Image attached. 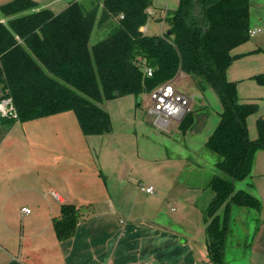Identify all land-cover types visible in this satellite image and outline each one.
Segmentation results:
<instances>
[{
  "label": "trees",
  "instance_id": "trees-1",
  "mask_svg": "<svg viewBox=\"0 0 264 264\" xmlns=\"http://www.w3.org/2000/svg\"><path fill=\"white\" fill-rule=\"evenodd\" d=\"M88 4L72 0L59 11L37 8L35 0L0 4V12L8 17L0 21V90L12 98L18 115L2 122L72 111L83 134H105L112 131V122L98 102L127 94L138 97L179 73L190 77L201 93L211 87L222 108L204 145L217 154L215 166L224 175L210 178L213 196L203 216L210 259L223 264L231 206H261L255 195L236 189L234 183L248 177L254 153L264 149V117L256 118L257 136L250 139L246 119L256 112L257 103L240 101L237 82L226 75L235 57L231 50L250 37V1L178 0L163 17L170 34L142 30L152 0ZM96 20L111 29L90 48ZM255 51L264 53V46ZM148 66L150 76L145 73ZM252 78L264 85V72ZM192 123L189 111L178 126L184 132ZM77 220L76 205L61 203L60 218L53 223L56 237L72 235Z\"/></svg>",
  "mask_w": 264,
  "mask_h": 264
},
{
  "label": "crops",
  "instance_id": "crops-1",
  "mask_svg": "<svg viewBox=\"0 0 264 264\" xmlns=\"http://www.w3.org/2000/svg\"><path fill=\"white\" fill-rule=\"evenodd\" d=\"M57 1H43L42 8ZM70 1L60 0L62 8ZM249 1V29L255 32L231 50L235 57L226 70L227 78L237 85L264 72V53L255 51L264 46V0ZM149 9V18L160 22L158 30L163 34L167 31L163 17L169 8H160L157 16ZM142 30L149 33L148 22ZM181 76L188 77L179 73L175 78ZM202 95L200 91L187 95L192 99L191 111L194 104L195 111L186 131L202 129L209 118L205 109L196 110L197 104L204 106ZM246 100L252 99L240 101ZM150 112L156 113L159 127L168 126V118L152 108ZM261 114L264 117V112ZM45 118H50L52 125L24 124L17 129L20 139L6 144L3 151L0 147V264H214L207 249L203 216L212 190L174 179L166 190L154 180V185L149 184L153 191L142 193L124 175L123 161L112 159V165L106 162L105 167L95 161L91 144L81 140L67 111L40 119ZM171 118L179 125L182 117ZM32 132L38 135H30ZM46 133L54 140H46L51 138ZM33 144L36 150L30 154L26 146ZM64 159L76 168L75 178L58 176L61 184L58 189L51 187L48 196L44 191L46 166ZM86 161H93L92 168L93 163L86 168ZM237 183V188L255 195L261 206H231L223 264H264V149L256 150L250 174ZM61 203L78 208L75 230L65 239L56 237L53 226L60 218ZM23 207L30 211L22 212Z\"/></svg>",
  "mask_w": 264,
  "mask_h": 264
},
{
  "label": "rangeland",
  "instance_id": "rangeland-1",
  "mask_svg": "<svg viewBox=\"0 0 264 264\" xmlns=\"http://www.w3.org/2000/svg\"><path fill=\"white\" fill-rule=\"evenodd\" d=\"M8 1L10 0H0V4ZM38 1L40 4H38L37 8H42L44 6L41 4L47 0ZM78 1L82 2L85 7H90L88 4L90 0ZM61 5L59 0L45 7L59 11L63 7ZM177 5L178 0H152L150 8L154 16H157L160 8L172 9L176 8ZM7 19L8 17H5L0 12V21L6 22ZM147 22L150 34H160L158 29L161 24L159 21L149 18ZM110 29L111 26L99 25L98 20H96L90 34L89 47L91 48L96 42L107 37ZM172 83L187 95H191L192 93L199 94L193 80L189 77H177L172 80ZM202 93L204 106L199 107L197 104L196 110L200 111L205 109L209 118L203 124L202 129L196 131L188 130L185 133L178 128V120L171 117L168 118L169 124L166 128H161L155 123L157 115L156 113L150 112L152 102L148 93L140 94L138 97L127 94L97 103L110 115L112 131L109 133L85 135L79 131L80 129L74 113L67 111V114L75 122L74 124L81 140L91 144L95 161L102 165L104 164V167L106 162L112 165V159L117 158L121 163L123 161L125 163V165L123 164L124 175L128 177L126 178L133 184V187L139 189L140 192H145L144 188L151 183L153 184L154 180L158 181L161 185L163 184L161 188H170L174 179L180 182L186 180L189 183L203 185V188L211 190L208 187V182L212 175H224V173L215 166V162L218 160L217 154L208 150L204 144L208 135L213 130L215 121L219 119L218 113L222 107L218 95L211 87L208 86ZM237 96L239 100L252 99V101L257 103L256 112L249 115L247 121L249 124V138L253 139L257 134L255 120L264 112V85L258 83L253 78L240 80L237 85ZM194 111L195 104L192 112ZM50 120V118H38L22 122L16 121L14 123L8 121L1 122V151L12 140L20 139L19 134H17V129L24 126V124L28 126L41 124L47 127L52 125ZM31 134L34 137L38 135L36 132H32ZM45 136L51 137L46 138V140H54L53 135L50 133H46ZM73 139H76V136ZM26 147L30 154L36 150V145L34 144ZM84 158L87 161H91L89 156H84ZM86 164L87 167H85L88 169L90 164L88 162ZM92 165L94 163L91 164V168ZM27 166L29 170L32 168L30 160H28ZM46 167H49V169L45 175L44 191L48 196H51V187L58 189L57 186L61 184L58 176L65 177L67 180H73L75 178L74 174L77 173V171H74L76 168L67 159L58 160L57 163H51ZM108 171H110V168ZM86 172L88 173L89 171ZM237 182H240V180L234 183L236 189V185L239 184Z\"/></svg>",
  "mask_w": 264,
  "mask_h": 264
},
{
  "label": "built area",
  "instance_id": "built-area-1",
  "mask_svg": "<svg viewBox=\"0 0 264 264\" xmlns=\"http://www.w3.org/2000/svg\"><path fill=\"white\" fill-rule=\"evenodd\" d=\"M150 17L151 10H147ZM255 31L249 29V35ZM145 73L150 76L152 74V68L146 67ZM150 100L152 102V109L164 118L170 117H183V115L192 109V99L190 96L183 94L176 90L171 83H163L156 86L149 93ZM18 118L16 108L13 104L12 98L5 95L0 90V123L3 119ZM147 192L153 191V186L149 185L144 188ZM22 212H29L28 208H21Z\"/></svg>",
  "mask_w": 264,
  "mask_h": 264
},
{
  "label": "water",
  "instance_id": "water-1",
  "mask_svg": "<svg viewBox=\"0 0 264 264\" xmlns=\"http://www.w3.org/2000/svg\"><path fill=\"white\" fill-rule=\"evenodd\" d=\"M166 34H170V31H169V30H167V31H166ZM161 117H163V116L161 115Z\"/></svg>",
  "mask_w": 264,
  "mask_h": 264
}]
</instances>
